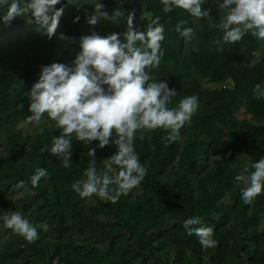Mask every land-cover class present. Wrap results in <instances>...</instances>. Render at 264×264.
<instances>
[{
  "label": "trees",
  "instance_id": "1",
  "mask_svg": "<svg viewBox=\"0 0 264 264\" xmlns=\"http://www.w3.org/2000/svg\"><path fill=\"white\" fill-rule=\"evenodd\" d=\"M103 2L105 10H119L118 22L102 19L83 29L85 9L90 12L95 0H63L51 38L27 14L0 24V209L20 210L31 221L49 225L28 242L0 221V264H264V192L245 204L234 179L264 156V98L253 94L254 85L264 82V41L245 34L238 42L215 43L223 15L215 0L202 4L209 17L178 7L166 13L161 0ZM133 10L134 26L146 28L157 15L165 26L164 55L151 71L153 79L177 89L169 106L193 93L199 106L178 140L168 141L169 130L161 128L137 130L135 149L148 166L138 186L116 202L82 198L71 184L82 178L91 144L73 137L68 167L42 150L59 129L46 113L33 125L34 133L19 127L30 114L28 90L40 65L70 62L79 51V37L93 29L101 35L123 32ZM76 15L80 20L74 22ZM179 20L194 28L191 39L175 31ZM61 32L73 39L61 38ZM241 109L250 118L240 120ZM114 151L111 145L97 148L98 169ZM217 154L220 160L213 158ZM40 166L48 174L33 186L30 176ZM118 167L113 163L111 174ZM22 179L28 183L15 187ZM192 215L214 226V247L202 248L183 225Z\"/></svg>",
  "mask_w": 264,
  "mask_h": 264
},
{
  "label": "clouds",
  "instance_id": "2",
  "mask_svg": "<svg viewBox=\"0 0 264 264\" xmlns=\"http://www.w3.org/2000/svg\"><path fill=\"white\" fill-rule=\"evenodd\" d=\"M72 2V0H71ZM223 15L217 23L222 35L215 41L238 42L245 34L264 41V0H215ZM163 11L173 8L187 10L194 17H209V10L202 9L205 0H161ZM59 5V6H58ZM0 24L27 14L30 21L38 23L44 34L51 38L63 13V0H0ZM85 20L96 25L102 19L118 22L119 10H105L103 0H95L92 10L85 9ZM135 11L126 17V30L106 35L91 30L79 37V51L70 62L52 61L39 67L37 79L28 90V111L25 121L39 124L44 114L55 122L59 134H53L49 149L65 167L72 164V139L91 144L88 149L87 167L82 178L71 184L73 191L82 198L98 196L112 202L120 199L138 186L148 172L135 149L134 137L138 129H165L167 140L180 139V130L199 106L198 94L181 97L174 106L177 89L167 80L153 79V66H159L164 50L165 26L154 16L147 27L134 26ZM80 16L73 17L79 21ZM187 20H179L174 28L185 39H191L194 28ZM61 38L66 37L63 32ZM257 98H264V82L253 87ZM22 106V105H20ZM44 131L43 127L37 129ZM93 141L96 143L93 144ZM115 146L104 168H97V148ZM215 160L222 157L213 155ZM113 163L118 167L111 174ZM246 164L234 179L241 186L240 199L251 204L264 192V156ZM48 174L47 167H38L30 176L36 186ZM28 180H18L19 188ZM0 221L28 242L39 237L38 229L47 230L46 221H31L20 210L0 209ZM183 225L198 240L202 248L214 247V226L204 224L198 215L187 216Z\"/></svg>",
  "mask_w": 264,
  "mask_h": 264
},
{
  "label": "rangeland",
  "instance_id": "3",
  "mask_svg": "<svg viewBox=\"0 0 264 264\" xmlns=\"http://www.w3.org/2000/svg\"><path fill=\"white\" fill-rule=\"evenodd\" d=\"M107 21H110V20H107ZM82 26H83V29H87V28H89L90 25L85 22ZM237 116H238V118L240 120H243L245 118H250V115L245 114L243 109H241L240 111L237 112ZM19 127L27 129V131L30 132V133H34L35 132L34 131L35 129H34L33 125H29V124H27V122L22 123ZM30 192L33 193V191H31V190H30ZM18 196H21L23 199L26 198L25 197L26 195L19 194Z\"/></svg>",
  "mask_w": 264,
  "mask_h": 264
}]
</instances>
